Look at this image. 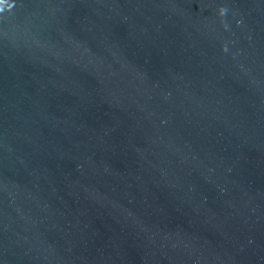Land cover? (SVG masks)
<instances>
[{
  "label": "water",
  "instance_id": "water-1",
  "mask_svg": "<svg viewBox=\"0 0 264 264\" xmlns=\"http://www.w3.org/2000/svg\"><path fill=\"white\" fill-rule=\"evenodd\" d=\"M0 264H264V0H0Z\"/></svg>",
  "mask_w": 264,
  "mask_h": 264
}]
</instances>
